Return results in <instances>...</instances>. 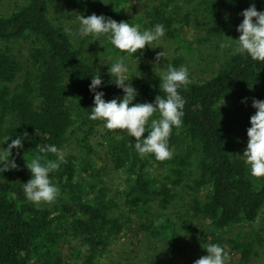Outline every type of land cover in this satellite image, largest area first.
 <instances>
[{
    "label": "trees",
    "instance_id": "16d2710c",
    "mask_svg": "<svg viewBox=\"0 0 264 264\" xmlns=\"http://www.w3.org/2000/svg\"><path fill=\"white\" fill-rule=\"evenodd\" d=\"M99 1L75 2L85 15L97 9ZM177 1L102 0L100 15L133 24L134 18L121 14L123 6L133 5L143 9L136 23L143 28L162 23L166 38L191 49L186 28L196 30L194 40L205 44L221 38L229 22L239 19L250 4L264 0H182L184 7ZM53 5L56 0H21L15 10L0 14V142L22 134L25 139L23 148L13 149L9 157L18 168L0 173V264H116L106 255L108 247L128 232L143 239L150 258L157 260L178 253L183 226L198 230L204 225L209 235L202 243L220 244L236 264L252 261L260 237L252 238L243 228L264 217V177L250 176L238 155L247 144L246 129L255 112L252 99L264 100V61L231 51L209 79L190 78L191 83L179 90L186 101L183 123L168 138L173 152L168 160L140 157L130 146L134 138L123 130H106L111 139L108 165L123 177L118 190L111 191L90 161L96 156V123H102L88 119L93 106L88 86L96 70L102 76L97 90L105 93L106 101L123 96L108 70L91 61L110 54V45L106 47L101 36L96 48L95 38L78 39L65 32L51 15ZM149 52L138 50L131 56L148 74ZM180 60L170 63L179 67ZM152 79L147 75L130 81L138 93L133 103H151L163 95L159 78ZM80 115L83 123H78ZM83 125L88 128L84 135L71 139L70 132L77 133ZM71 142L77 147L67 153V162L50 173L59 189L57 200L39 205L26 201L19 186L30 178L24 155L29 159L39 154L36 145L67 149ZM79 148L87 155L83 162L75 153ZM194 163L199 172L184 185ZM181 186L188 190L186 195H177ZM71 236L81 244L62 254L58 238ZM197 249L192 244L185 264L206 254L202 249L195 257Z\"/></svg>",
    "mask_w": 264,
    "mask_h": 264
},
{
    "label": "clouds",
    "instance_id": "9594fccd",
    "mask_svg": "<svg viewBox=\"0 0 264 264\" xmlns=\"http://www.w3.org/2000/svg\"><path fill=\"white\" fill-rule=\"evenodd\" d=\"M239 15L242 21L236 27L238 38L222 41L220 47H231L234 54L246 55L253 61H264V10L258 11L253 3ZM64 31L78 39L93 37L99 41L103 36L110 45L109 51L113 53L109 56L111 63L107 65V70L115 86L122 90L123 96L106 101L105 93L97 90L102 85V76L96 70V74L90 76L88 86L89 92L93 94V106L88 119L101 121L106 130H123L127 136L134 138L130 146L140 157L150 154L157 161L170 159L173 152L168 138L172 130L183 123L186 101L179 90L191 83L189 69L185 65L174 67L171 63L166 68L160 67L161 58L166 60L169 56L168 51L162 47L163 50L156 53L154 74L159 78V93L163 95H156L151 103H133L138 93L130 83L133 75L128 64V57L138 53V50H144L145 46L150 49L161 47L166 31L164 25L156 23L151 28L141 29L139 25L123 20L117 22L111 17L93 13L88 16L77 14L65 25ZM251 107L255 112L249 117L247 144L243 154L238 156L250 176L264 177V100L253 98ZM9 140L11 142L7 143V147H0V173L18 168L15 160L9 157L13 149L23 148L25 139L23 134L15 138L6 136L0 144ZM35 149H38L39 154L29 159H25L24 155L30 178L19 186L26 201L36 205L52 203L57 200L59 189L51 182L50 173L67 162V152L56 144L48 143L36 145ZM202 248L206 254L194 260L193 264H226L229 259L220 244L205 243Z\"/></svg>",
    "mask_w": 264,
    "mask_h": 264
},
{
    "label": "rangeland",
    "instance_id": "374dc122",
    "mask_svg": "<svg viewBox=\"0 0 264 264\" xmlns=\"http://www.w3.org/2000/svg\"><path fill=\"white\" fill-rule=\"evenodd\" d=\"M57 5H53L51 15L52 17L58 21L64 28L65 25H68L77 14L83 15L81 12L78 11L76 7V0H56ZM177 5H180L181 7L186 6L185 3L182 2V0L177 1ZM21 0H0V14H6L10 13L11 11L15 10L16 5L20 4ZM105 3V2H104ZM104 3L102 4L101 1L98 2L97 9H91L90 11H87V13L83 16H88L93 13L100 15V13H103L104 9ZM255 7L258 11L264 10V1L261 3L256 2L254 3ZM249 7V6H248ZM247 7V8H248ZM122 12L121 14L123 16H126L127 19L134 18L133 24L139 25L141 29L147 28L145 25L144 28L142 25L136 23L137 19V13L143 12V9L138 10L136 7H133V5L130 8H127L126 6H123L121 8ZM125 20V19H124ZM132 21V20H131ZM232 21V20H231ZM242 21V16H240L239 19H237L235 22H229L226 32L223 34V36L220 38V36L210 42H205V44L197 43L194 38L197 37L199 34L196 30H194L192 27L186 28L185 30V38L189 41L190 45H192V48H184L177 42L166 38L165 36L162 38L161 47H157L155 49H150L149 52V58L146 60L145 63L149 62L150 64V72L149 74L142 68H140L139 64L136 62L137 59H133L131 56L128 57V64L131 70V74L133 75L130 78V81L138 80V79H144L147 75H151L153 78L152 80L157 77L154 72L156 71V68L154 66V61L156 57V53L162 51V47L168 51L169 56L166 60L164 58H161L160 61V67H167V64L170 63L173 59H181L180 65H185L189 69V77L193 81H202L209 79L213 74H215L222 66V63L226 57L229 56V54L232 51L231 47H220V43L222 41H228L230 38L236 39L239 36V33L236 31V27L239 25V23ZM125 22H128V20H125ZM129 23V22H128ZM130 24V23H129ZM144 24V23H142ZM99 44V41H96L95 47L99 48L97 45ZM109 45L106 44V47ZM148 47L145 46V50H147ZM26 53H24L25 56ZM27 55V54H26ZM113 53L110 54H100V56L97 58L91 59V61L95 64H97L100 68H106L107 65L111 63L109 60V56H112ZM23 56V57H24ZM114 58V57H113ZM138 65V66H137ZM179 65V66H180ZM136 75V76H135ZM140 75V76H139ZM139 76V77H137ZM83 123L84 119L81 118V115L78 118V123ZM97 122V121H96ZM102 123V122H100ZM98 124L96 132L93 133L94 136V147L96 148V156L95 158L90 157V161H93V163H96L98 173L100 178L102 179L103 183L105 184V187H108L111 189L118 190V186L122 183L123 177L120 171L114 170L110 165H108V153L110 149V137L107 135L106 129L103 128L102 124ZM75 127L78 129V125H75ZM84 131H87V125H83V127L77 132L73 133L70 132L71 139H74L77 136H83ZM243 139V137L241 138ZM70 148L65 149L67 153L73 152L74 148L77 146L74 142H71L69 145ZM244 148L242 146V151H244ZM79 156V162H83V160L87 157L86 153L82 148H79L75 152ZM198 165L194 163L191 165L188 169V171L185 174L184 177V185L188 184L191 181V178H195L197 173ZM121 187V186H120ZM188 190L184 187H179L176 189L177 195H186ZM114 193V192H113ZM178 201L180 199L178 198ZM119 205H121L122 200L118 201ZM119 211V210H118ZM177 222H180L177 220ZM184 228H181L179 230V234H183L179 237L180 241L178 246V253L170 256L166 253L164 257L158 258L157 260L154 258H150V253L148 252L147 248L144 243V240H140V237L133 236L134 234H131L128 232L127 236H120L116 239L115 242H113L112 245L108 247V252L106 253L107 257L111 259V262L114 261L116 264H185V260L187 259L188 255L190 254L191 250H189L190 247H192V244H197L198 249L196 250V253L194 254L195 257L200 256L202 245L205 242H201L206 240V236L209 235V230L203 226L198 230H194L192 228H189V226H183ZM244 231L249 233L252 238L260 237V239L257 240V243L255 244V249L257 250V256H254L252 261H250L248 264H264V217H261L259 221H257L252 226H247L243 228ZM235 232L238 233V229H235ZM204 235V237H203ZM133 236V238H132ZM61 241L59 250L62 254H65L68 251L74 252L75 248L78 247L81 244V241L78 240V238L69 237L68 240H65L63 238H58ZM143 241V245H142ZM73 247V248H71ZM148 252V253H147ZM74 255V253H72ZM105 255V256H106ZM171 257V258H170ZM150 260V261H148ZM109 262V260H107ZM236 258L231 257L228 259L226 264H236ZM108 264V263H105Z\"/></svg>",
    "mask_w": 264,
    "mask_h": 264
}]
</instances>
